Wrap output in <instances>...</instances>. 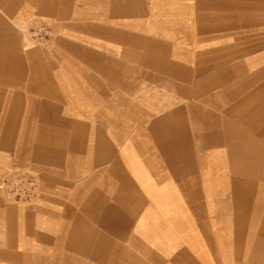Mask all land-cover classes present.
<instances>
[{"label":"rangeland","instance_id":"rangeland-1","mask_svg":"<svg viewBox=\"0 0 264 264\" xmlns=\"http://www.w3.org/2000/svg\"><path fill=\"white\" fill-rule=\"evenodd\" d=\"M174 1L157 0L156 32L146 27L149 19L146 14L145 26L130 28L139 31L140 35L126 36L125 42L120 43L64 42L68 33L63 27L56 28L46 41L39 42L31 36L30 25L40 15L31 14L23 24H18L14 35L20 37V43L14 40L12 67L9 68L13 80L12 107L0 108V145L6 144L16 159L21 155H33V143L38 137L44 138L53 132L70 133L69 141L54 142L75 143L77 151L83 153L86 151L78 148L91 144L95 165L105 142L99 138V133L109 131L111 141L122 145L128 164H132L135 148L144 158L154 161L152 165L157 171L153 179L178 178L194 185L189 187L190 199L194 201L198 196L196 184L202 179L201 174L205 178L213 175L219 179L209 181L219 185L216 198L220 200L217 204L220 211L232 212L234 204V214L238 209L244 212L246 201L255 199L259 195L256 193L263 191L257 182L260 179L257 177L259 168L255 171V157L238 153L231 156L229 166L228 155L212 157L190 153L191 150L197 153L198 147L207 145L208 132L214 127L220 130L221 146L228 147L231 142L236 143L237 149L247 146L239 134H250L251 126L242 122L243 115L242 120L237 118L241 123L235 122L230 115L231 104H234L230 95L236 81L240 98L239 92H244L245 88L238 82L253 73L263 74L260 70L264 68V0H253L252 27L241 23L244 13L238 10L244 8L245 0H237L236 14L231 9L230 0H182L177 5ZM146 5L142 1V19L144 9L148 11V0ZM235 15L237 20H234ZM42 17L51 22L50 18ZM252 55L259 59L252 63L248 60ZM230 68L233 76H230ZM253 69L256 71L252 72ZM200 84L205 85L203 91L199 90ZM251 89L248 88L241 97ZM212 91L220 93L219 98L215 93L214 102L208 96V93L213 96ZM242 110V114L249 112V109ZM212 117H218L219 123L212 125ZM6 118L11 119V123H4ZM231 120H234L233 138L229 140ZM199 132L201 136L203 134V143L198 138ZM218 158L221 159L219 165ZM192 159L199 160L198 177L196 163L192 165ZM111 164L109 159L103 165H96L93 168L95 172H87V181L84 180V172L78 173L76 179L84 183L92 181L101 176L99 170L107 169L108 165L110 169ZM15 171L35 173L39 178L36 170L13 162L0 180V195L4 203L35 205L39 197L24 202L5 195L2 184ZM102 172L108 174L110 181L117 179L116 170ZM119 174V178L124 179L125 202L137 201L133 173L126 165L123 175ZM92 185L97 183L93 181ZM239 191L240 194L235 195ZM261 195L264 203V191ZM260 203L261 199L257 197L258 211L262 207ZM132 205L126 204L130 207L126 212L132 211ZM255 214L246 212L249 217ZM259 223V220L251 218L243 221L233 217L229 229L221 221L220 234L206 226L210 231H206L205 238L210 240L212 249L219 248V244L223 249L226 247L224 243L234 245L235 252H221V264H228L227 254L231 259L236 256L233 264H252L253 258L262 260L261 252L257 251L259 245H264ZM254 247L257 249L253 251Z\"/></svg>","mask_w":264,"mask_h":264},{"label":"crops","instance_id":"crops-1","mask_svg":"<svg viewBox=\"0 0 264 264\" xmlns=\"http://www.w3.org/2000/svg\"><path fill=\"white\" fill-rule=\"evenodd\" d=\"M142 1L146 5V0H0V108L12 107V52L14 40L20 43V37L14 35V30L29 15L50 18L52 23L46 21L51 23L54 31L63 27L68 33L64 42L105 45L125 42L126 36L140 35L139 31L130 28L145 26L146 14L149 17L146 27L156 32L157 0H148V11L144 9L143 19ZM244 3V8L238 10L237 0H230L235 14L237 10L244 13L241 23L245 27H252L254 2L245 0ZM239 15L242 17V14ZM236 16L234 20H237ZM249 59L253 63L259 57L252 55ZM229 72L233 76L231 68ZM260 72L263 74L253 73L251 77L238 82L240 87L244 85L245 91L252 88L250 93L246 92L241 97L245 91H240L238 98L236 81L230 95V101L234 99L230 115L237 123H241L237 118L242 120L243 115L242 122L251 126L250 134H239L245 140L246 148L237 149L233 142L228 147L221 146L220 130L214 127L208 132L207 145L198 147L197 153L191 150L190 154L212 157L228 155L229 166L231 156L238 153L255 157V171L259 168L257 177L260 179L257 182L264 191V68ZM207 86L211 90V86ZM204 88L205 85L200 84L199 90L203 91ZM212 92L213 96L209 93L208 96L214 102L220 93ZM42 105L45 103L42 102ZM242 108L249 109V112L242 114ZM10 120L6 118L4 123H11ZM232 122L234 120L229 123V140L233 138ZM215 123H219L218 117H212V125ZM198 135L203 143V134L201 136L199 132ZM46 136L38 137L37 142L33 143V155H21L16 159H13L6 144L0 145V180L7 167L17 162L36 170L41 185L39 199L33 206L7 204L0 195V264H221V252H235L236 249L228 243H224L226 247L223 249L221 244L219 248L212 249L210 240L205 238L206 231H210L206 226H211L214 233L220 234L221 221L229 229L233 217L243 221L248 218L259 220V234L264 237L263 191L256 193L261 199L259 211L256 209L257 197L245 203V211L256 213L254 216L249 217L240 209L234 214V204L232 212L222 213L217 205L220 200L216 198L219 185L209 181H219L213 175L205 178L201 174L202 179L196 184L198 196L194 201L190 199L189 192V187L194 185L178 178L153 179L157 171L152 165L154 161L144 158L135 148L132 164H128L122 145L111 141L109 131L99 133V138L105 142L95 165L91 144L78 148L86 151L83 153L77 151L75 143L54 142L69 141L70 133L53 132ZM109 159L112 161L110 169L108 165L102 171L116 170V180L110 181L108 174L99 170L101 176L84 183L88 180V171L92 172L96 165H103ZM217 161L219 165L221 159ZM192 162V165L196 163L198 177L199 160L192 159ZM126 165L136 178L133 182L138 198L134 202H125L124 179L119 178ZM81 172H84L85 181L76 179ZM93 181L97 183L96 186L92 185ZM252 187L258 188L255 185ZM238 194L240 191L235 192V195ZM126 204H133L131 212H126L130 208ZM256 249L254 247L253 251ZM257 251L261 252L262 260L253 258L252 264H264V245H259ZM227 255L228 264H233L236 256L233 255L231 259V255Z\"/></svg>","mask_w":264,"mask_h":264},{"label":"built area","instance_id":"built-area-1","mask_svg":"<svg viewBox=\"0 0 264 264\" xmlns=\"http://www.w3.org/2000/svg\"><path fill=\"white\" fill-rule=\"evenodd\" d=\"M30 28L31 36L39 42L46 41L54 33L51 23L41 18H34ZM2 185L5 195L13 200L34 201L40 194L39 178L31 172L15 171Z\"/></svg>","mask_w":264,"mask_h":264},{"label":"bare ground","instance_id":"bare-ground-1","mask_svg":"<svg viewBox=\"0 0 264 264\" xmlns=\"http://www.w3.org/2000/svg\"><path fill=\"white\" fill-rule=\"evenodd\" d=\"M182 0H176V1H174V3H175V5H177V4H181L180 2H181ZM29 43V42H28ZM27 43V44H28ZM228 258V257H227Z\"/></svg>","mask_w":264,"mask_h":264}]
</instances>
